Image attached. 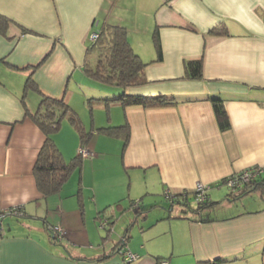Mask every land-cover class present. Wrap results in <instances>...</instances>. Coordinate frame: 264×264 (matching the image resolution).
<instances>
[{"label":"crops","instance_id":"0c3cea01","mask_svg":"<svg viewBox=\"0 0 264 264\" xmlns=\"http://www.w3.org/2000/svg\"><path fill=\"white\" fill-rule=\"evenodd\" d=\"M0 14L9 19L0 23V210L23 211L1 218L0 264H123L116 250L124 235L137 256L130 264H264V190L238 207L223 201L220 188L233 172L264 167V0H0ZM93 21L123 26L146 63V81L126 92L163 94L171 103L105 100L121 89L108 93L83 70ZM214 27L227 34L211 33ZM198 57L200 77H185L184 60ZM76 66L85 79L72 75ZM43 95L63 98L91 132L92 154L48 195L32 171L45 135L29 115ZM211 97L223 100L229 128H218ZM124 123V148L122 135L99 130ZM51 137L65 160L77 154L81 138L67 117ZM197 182L213 204L182 202ZM165 190L182 195L170 199ZM136 198L137 221L127 215ZM153 207L157 217L149 216ZM104 217L106 232L97 225ZM49 224L65 229L61 240Z\"/></svg>","mask_w":264,"mask_h":264},{"label":"trees","instance_id":"16d2710c","mask_svg":"<svg viewBox=\"0 0 264 264\" xmlns=\"http://www.w3.org/2000/svg\"><path fill=\"white\" fill-rule=\"evenodd\" d=\"M0 23L5 26L9 23V19L0 14ZM94 23L95 22L93 21V24ZM95 31L97 32V37L95 39H91L90 43L85 49L86 57L83 64V70L88 76L102 83L115 84L121 89L117 96L113 98H105L106 101L118 99L123 105L141 104L143 106L164 105L172 102L170 98L163 94L151 96L127 93L126 87L143 84L146 81L143 71L146 63H144L133 51L126 37L123 26L117 24L101 23L97 26ZM210 32L214 34H227V30L225 28L218 27L211 28ZM154 42L157 54L156 59H158L160 58V44L156 36L154 38ZM91 55L95 56L94 62L90 60L89 56ZM201 71V57L184 60L185 77L198 78L201 75ZM26 86H33L34 88L36 87L35 83L32 82L31 79L27 80ZM211 104L218 128L221 131L229 128L230 122L224 107L223 100L220 97H211ZM29 115L31 116L32 120L39 125L45 135L32 169L36 186L43 195L56 193L61 189L62 185L68 179L71 171L79 165L83 156L77 152L73 158L65 160L57 148L54 140L52 139L51 133L58 129L60 121L63 117H67L77 129L81 138L80 146H83L87 143L91 132L84 129L76 111H74L63 100V98L43 95L41 97L40 106L37 111ZM99 130L107 134L122 135L123 148L126 145L129 135L127 123L122 125L101 127ZM260 177L261 179L259 180L258 178ZM260 177L256 178L252 182L245 183L238 189H230L229 196L232 194L239 196L243 193L249 192L253 190L259 183L264 185V175H261ZM224 180L225 178L222 180V182H224ZM177 194H179V196L183 194V197L180 199H183V203L188 204L187 192ZM177 194H174L175 197H177ZM192 195L194 196V190L192 191ZM213 203V201H208L206 197L205 200L197 203L196 208L200 209ZM116 205H118V203ZM104 218L106 222L102 224L101 222L103 218H100V223L103 228L109 230V219L107 217ZM52 238L53 240L58 241L56 238ZM126 238L127 235H124L121 239V243H119V246L116 250L117 252H119V250L126 245ZM130 263L131 262L127 261L123 262V264Z\"/></svg>","mask_w":264,"mask_h":264},{"label":"built area","instance_id":"2783aa9c","mask_svg":"<svg viewBox=\"0 0 264 264\" xmlns=\"http://www.w3.org/2000/svg\"><path fill=\"white\" fill-rule=\"evenodd\" d=\"M90 39H95L97 37V32L91 31L89 34ZM78 153L81 156H89L92 154V152L86 147V145L83 146H79L78 148ZM261 175H264V167L261 165H252L249 167L244 168L241 171L238 172H233L231 174H229L225 180H224V184L230 188V189H238L240 187H242L245 183L247 182H252L254 181L256 178L260 177ZM208 186L205 183L202 182H197L194 188V197L198 202H201L203 200L206 199V188ZM166 196L169 197L170 199H172L173 197H175V195H170L169 193L166 192ZM7 214H12V215H21L23 214V211L21 209V207L19 206H11L5 209L0 210V221L1 218L4 217ZM106 220L105 218H103L102 220V224L105 223ZM50 234L52 237L56 238L57 240H60L64 235H65V229L63 227H61L58 224H49L47 226ZM119 254L122 255L124 262H132L133 260L136 259V254H134L132 251H130L127 246H123L120 250H119ZM162 264H166V260H161Z\"/></svg>","mask_w":264,"mask_h":264},{"label":"rangeland","instance_id":"374dc122","mask_svg":"<svg viewBox=\"0 0 264 264\" xmlns=\"http://www.w3.org/2000/svg\"><path fill=\"white\" fill-rule=\"evenodd\" d=\"M145 6L149 7V5H147V4H145ZM33 20L35 22L37 21V20H35V18H33ZM96 28H97V24H93V26L89 28L88 33H87V38H86V44H85V46L87 44H89L90 41H91V39L89 37L90 32L91 31H94ZM85 46L81 50L84 51ZM92 56H94V55H92ZM75 68L76 69L73 70L72 75L74 77H78V78L80 77V78H84L85 79V77H83L82 71H80V68L78 66H76ZM102 86H103V88H108L107 89L109 91L108 93H112L114 90H117V86L114 85V84H102ZM114 102H118V100L117 101L114 100L111 103H114ZM111 106H113V105H111ZM102 109H103V106H102ZM100 113H101V116L103 117V111L102 112L100 111ZM97 119H99L98 113H97ZM220 188H222L224 190V193L221 194L222 195V198L224 199L223 201H227V202L230 201V203L232 205L238 206V207H242L243 206L242 204L246 203L247 200L250 203L254 204L256 201L260 200V193H261L262 190H264V188L258 187V188H255L253 191H251V193L248 194V195H243L240 198H235V200H229V198H228L229 197V191H230L229 188L226 185H224V184L222 186H220ZM151 197H153L157 202H158V198H159V199H161V201L163 199L167 204H169V202L167 201L168 199L166 200L164 197L161 198L160 195H158V196L157 195H152ZM136 200H137V198L132 200V203H131L132 206H130L129 209L127 210V215H131L132 220H135V221H137L136 218L138 217L137 216L138 214L136 213L137 209H136V206H134L133 201L135 202ZM187 203H188V206H190V207H196L197 206V201H196V199H195V197L193 195H191L190 197H188ZM158 204H159V202H158ZM173 205L175 206L174 208L177 209V206L179 204L176 201H174V204ZM182 207L183 208H187V206L185 204H182ZM158 211H159V209L156 208V207L151 208L150 211H149V216H151V217H157L156 214L158 213ZM189 211L192 212L191 210H189ZM124 215H125V213H124ZM141 215L139 216L140 220H144L145 219V215L144 216H141ZM97 225H98V227H99L100 230H103L104 232H106V230L102 227L100 221H97ZM254 261H258V259L257 258H255V259L254 258L253 259L250 258L249 262H247V263L246 262L239 261V262H235L233 264H251Z\"/></svg>","mask_w":264,"mask_h":264},{"label":"water","instance_id":"95a60500","mask_svg":"<svg viewBox=\"0 0 264 264\" xmlns=\"http://www.w3.org/2000/svg\"><path fill=\"white\" fill-rule=\"evenodd\" d=\"M136 213H138V211H136Z\"/></svg>","mask_w":264,"mask_h":264}]
</instances>
